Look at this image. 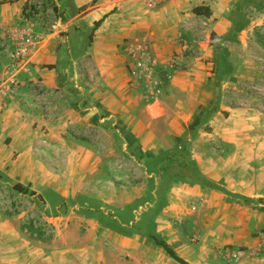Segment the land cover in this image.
Listing matches in <instances>:
<instances>
[{
	"label": "rangeland",
	"instance_id": "1",
	"mask_svg": "<svg viewBox=\"0 0 264 264\" xmlns=\"http://www.w3.org/2000/svg\"><path fill=\"white\" fill-rule=\"evenodd\" d=\"M142 2L136 11L149 9L146 0ZM64 3L24 0L21 22L0 14V84L15 75L20 81L6 100L0 146V264H179L153 237L187 264H247L263 258L264 230L252 234L258 238L256 250L242 243L261 214L257 205H264L256 194L264 174V10L246 2L236 8L245 22L236 21L237 32L223 48L229 47L233 78L221 82L216 59L207 70L218 79L213 111L201 112L180 149L143 155L140 148L128 146L124 120L120 123L108 108L87 97L92 88L109 91L101 84L100 66L91 51L102 23L95 30L98 22L84 18L94 3L75 11L71 1L69 6ZM83 31L86 51L73 66V91L63 97L31 82V64L25 67L17 59L20 49H31L38 35L55 33L61 38L56 50L71 53L69 33ZM123 49L130 60L126 91L136 94L133 103L141 111L147 101L140 105L138 95L161 90L164 72L155 61L147 71L135 72L144 52L126 45ZM42 67L50 74L58 69L52 64ZM69 109L78 114L75 120L84 114L87 122L61 129L55 121ZM17 119L18 136L12 133ZM241 157L247 161H239ZM254 157L259 162L254 163ZM185 182L224 195L209 204L226 209H204L198 193L191 197L179 191ZM15 184L28 192H18ZM224 213L230 216L231 240L209 248L207 232L196 223L216 221ZM176 231L181 233L178 239ZM206 247L210 256L204 259Z\"/></svg>",
	"mask_w": 264,
	"mask_h": 264
},
{
	"label": "crops",
	"instance_id": "2",
	"mask_svg": "<svg viewBox=\"0 0 264 264\" xmlns=\"http://www.w3.org/2000/svg\"><path fill=\"white\" fill-rule=\"evenodd\" d=\"M70 1L74 4L72 7L74 11L94 3L89 14L84 17L86 22L92 24L104 19L95 33L96 37L91 51L95 53L96 63L100 66L103 78L101 84L106 85L109 91L104 93L99 87L92 88L87 97L96 100V105L108 108L109 113L113 114L112 116L120 123L124 120L123 123L127 126L123 131H125L128 146L134 150L140 148L143 155L151 153L152 150L164 153L170 151L171 148L180 149L184 142L181 139L190 131V128L200 122L201 112L213 111L214 83L218 79L214 81L207 70L208 66L212 65L211 62H215L216 59L220 67L218 78L221 77V82L225 84L233 78L230 74L235 71V67L230 63L229 47L226 50L223 48L228 44L225 41L234 37L237 32L236 21L245 22L242 13L236 11V8L239 9L241 4L246 2L255 9L264 10V0H163L152 10L143 8L142 11H136V5H143V0H139L138 4L136 0ZM23 2L24 0H19L15 3L1 5L0 14H3L4 20L13 19L14 22H21ZM69 3L65 0L64 5L69 6ZM198 7H204L201 10L202 15L194 13ZM208 11L210 15L207 16ZM260 19V24H264V14ZM86 35L85 31L69 33L71 53L56 50V43L61 39L59 34L38 35L39 41L31 44L30 46L33 47L31 49L28 47L27 53L22 58L25 67L31 64L29 66L33 74L31 82L34 84L38 82L44 90L54 91L62 94L63 97L65 94L68 95L72 89L74 90L76 76L72 77L74 74L72 70L75 60H78L86 51V40L84 39ZM124 45L129 46L138 54L142 52L145 55L148 54V57L157 62L164 72L162 73L163 87L161 90L153 91L152 95L147 93L146 97L142 94L138 95L142 101L140 105L147 101V105L143 104L144 108H141V111L137 110L133 103L135 99L133 97L136 94L126 91V86L130 81L127 75V65L130 60L123 49ZM118 46L121 48L119 52ZM44 64L55 65L58 69L54 74H50L42 67ZM122 75L124 77L121 79ZM9 82L10 79H7L3 85H9ZM139 104L137 107L140 106ZM77 116L78 114L71 112L70 109L64 110L58 118L59 121L55 122H59L61 129H66L73 124L83 125L87 122L84 114H82L84 117L79 115L75 120ZM3 118L6 124V115ZM19 122L20 120L17 119L13 124L15 129L12 133L17 136ZM21 149L26 152L23 146ZM242 158L239 161H247ZM252 160L254 163L259 162L255 157ZM259 180L256 194L264 198V174ZM196 185L185 182L179 185V191L191 197L195 195L194 192L198 193L199 198L203 200L204 209L211 207L217 212L220 209L223 211L226 209V205L209 204L212 201L211 198L219 200L224 195L213 191L206 192L207 190H202L203 186ZM257 207L261 214L257 215L254 225L248 227L247 238L242 243L252 250H256L259 244L258 238L252 234L264 230V205L258 204ZM229 217L228 213H224L221 219L216 221L204 219L196 223L199 230L207 232L205 238L210 239L206 242L210 241L209 248L230 242L232 231L228 223ZM168 228L173 229L171 225H168ZM243 230L246 233L247 228L244 227ZM175 233V239L180 238L181 233L179 231ZM211 242L214 244L211 245ZM208 247L202 257L204 259L210 256ZM251 260L252 263L247 264H264V257Z\"/></svg>",
	"mask_w": 264,
	"mask_h": 264
},
{
	"label": "built area",
	"instance_id": "3",
	"mask_svg": "<svg viewBox=\"0 0 264 264\" xmlns=\"http://www.w3.org/2000/svg\"><path fill=\"white\" fill-rule=\"evenodd\" d=\"M163 2V0H146V4L149 9H153L154 7L160 5ZM25 49H20V54L17 55L18 61H22L23 56L25 55L26 49L28 48L27 45H25ZM154 64V60L148 57V54H142L141 57L136 61L135 64V72L136 71H147V67ZM16 70V69H15ZM20 84L19 79H17V76H13L10 79L9 85H1L0 84V146L3 142V137L5 135V127H4V110H5V104L7 98L10 96V91L13 88H17Z\"/></svg>",
	"mask_w": 264,
	"mask_h": 264
},
{
	"label": "trees",
	"instance_id": "4",
	"mask_svg": "<svg viewBox=\"0 0 264 264\" xmlns=\"http://www.w3.org/2000/svg\"><path fill=\"white\" fill-rule=\"evenodd\" d=\"M18 1H19V0H5V1H1V2H0V6H1V5H4V4L15 3V2H18ZM203 8H204V7H198V8H196V9L194 10V13H195L196 15H202L203 13L201 12V10H202ZM206 15H207V16L210 15L209 11L206 13ZM103 20H104V19H103ZM103 20L99 21V22L96 24L95 30H97V29L99 28V26L101 25V23L103 22ZM212 38H214L213 35H212ZM14 188H15V190H17L18 192H20V193H22V194H25V193L28 192V189H25V188L23 187V185H21V184H15V185H14ZM152 239L154 240V242H155L158 246L162 247V248L167 252V254H168V255H169L174 261H176V262L179 263V264H187V263L184 262L181 258H179V256L176 254V252H175L172 248H170V247L167 245V243H165L164 241H161V240L157 239L156 237H153Z\"/></svg>",
	"mask_w": 264,
	"mask_h": 264
}]
</instances>
